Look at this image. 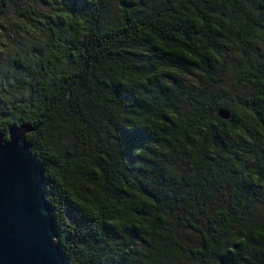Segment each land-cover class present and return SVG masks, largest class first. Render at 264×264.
<instances>
[{"label":"trees","instance_id":"obj_1","mask_svg":"<svg viewBox=\"0 0 264 264\" xmlns=\"http://www.w3.org/2000/svg\"><path fill=\"white\" fill-rule=\"evenodd\" d=\"M68 1L35 108L0 116L67 264H264V0Z\"/></svg>","mask_w":264,"mask_h":264},{"label":"water","instance_id":"obj_2","mask_svg":"<svg viewBox=\"0 0 264 264\" xmlns=\"http://www.w3.org/2000/svg\"><path fill=\"white\" fill-rule=\"evenodd\" d=\"M220 120L230 117L217 111ZM29 125L0 135V264H67L56 242L43 171L29 151Z\"/></svg>","mask_w":264,"mask_h":264},{"label":"rangeland","instance_id":"obj_3","mask_svg":"<svg viewBox=\"0 0 264 264\" xmlns=\"http://www.w3.org/2000/svg\"><path fill=\"white\" fill-rule=\"evenodd\" d=\"M152 1L160 5L167 0ZM138 2L111 0L107 19L116 17L121 4ZM68 3V0H5L4 5L0 0V116L18 117L35 108L39 88L46 80L45 65L52 58L49 52L52 29L64 28ZM70 6L74 8L75 4ZM223 83L230 95L243 93L228 73L223 75Z\"/></svg>","mask_w":264,"mask_h":264}]
</instances>
